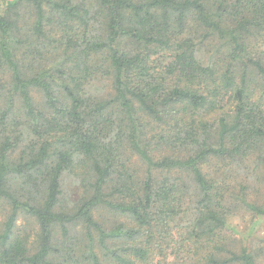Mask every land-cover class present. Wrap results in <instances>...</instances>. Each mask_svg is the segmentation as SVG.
Listing matches in <instances>:
<instances>
[{
    "label": "trees",
    "instance_id": "16d2710c",
    "mask_svg": "<svg viewBox=\"0 0 264 264\" xmlns=\"http://www.w3.org/2000/svg\"><path fill=\"white\" fill-rule=\"evenodd\" d=\"M237 215L264 221V0L1 3L0 264H262Z\"/></svg>",
    "mask_w": 264,
    "mask_h": 264
},
{
    "label": "rangeland",
    "instance_id": "374dc122",
    "mask_svg": "<svg viewBox=\"0 0 264 264\" xmlns=\"http://www.w3.org/2000/svg\"><path fill=\"white\" fill-rule=\"evenodd\" d=\"M3 1L6 0H0V6ZM66 186H70V184H68L67 182ZM229 222L232 227L235 228V235L237 237H242L243 239H251V241H254L255 245L259 248H262L264 246V221L249 225L247 224V221H244L241 216L237 215L231 218ZM260 261L262 264H264L263 252L260 257Z\"/></svg>",
    "mask_w": 264,
    "mask_h": 264
}]
</instances>
